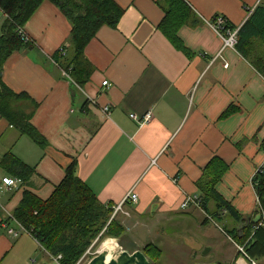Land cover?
I'll list each match as a JSON object with an SVG mask.
<instances>
[{
	"label": "crops",
	"instance_id": "obj_1",
	"mask_svg": "<svg viewBox=\"0 0 264 264\" xmlns=\"http://www.w3.org/2000/svg\"><path fill=\"white\" fill-rule=\"evenodd\" d=\"M113 1L123 13L84 47L92 72L83 85L52 59L61 46L70 49L71 25L48 0L23 26L30 45L4 61L2 80L28 96L17 105L32 113L46 144L0 115V157L11 151L34 168L28 184L0 191L3 207L13 213L23 190L47 199L75 163L77 177L102 204L114 206L136 192L138 200L124 209L138 218L124 221L142 231L129 245L137 250L163 239V225L204 214L180 203L199 195L196 183L216 157L227 166L216 191L243 216L251 214L257 203L252 175L264 158V79L234 46H223L214 22L223 16L238 28L261 0H185L189 18L176 31L179 44L158 27L164 0ZM4 21L0 9V36ZM147 112L151 118L142 123L130 117ZM4 175L0 170V180ZM3 217L0 209V264H58L28 232L13 236L17 224L6 225ZM188 253L192 262L196 253Z\"/></svg>",
	"mask_w": 264,
	"mask_h": 264
},
{
	"label": "trees",
	"instance_id": "obj_2",
	"mask_svg": "<svg viewBox=\"0 0 264 264\" xmlns=\"http://www.w3.org/2000/svg\"><path fill=\"white\" fill-rule=\"evenodd\" d=\"M44 0H0V9L5 14L2 35L0 36V115L6 118L19 132L29 136L39 146L44 147L45 138L31 124L32 113L20 110L18 103L28 99L24 93H17L2 80L1 71L4 61L16 47L30 45L18 34L28 19ZM66 16L71 25L70 49L61 46L52 59L78 85H83L92 72V67L83 56V49L97 30L104 24L115 26L123 9L113 0H48ZM164 17L159 28L175 44H179L176 31L189 18V6L185 0H164ZM225 19V18H224ZM225 20L222 33L233 29ZM261 43V50L254 44ZM182 49V45H180ZM234 47L247 57L264 76V0H261L241 26L238 27ZM70 50V51H68ZM226 111L225 113H227ZM227 166L214 157L203 170L197 181L199 207L205 214L204 221L227 218L237 222L236 227L225 226L223 231L234 237L237 255H242L250 264L264 263V170L252 176V185L257 197L256 206L251 214L243 216L229 201L215 189V184ZM0 170L9 176L19 177L21 186L28 184L34 168L25 164L12 154L5 152L0 157ZM75 163L66 169L62 181L47 199H41L29 190H23L22 198L13 211L27 232L37 240L52 256L61 255L60 264H76L100 231L102 235L120 237L123 228H116V215L112 217L113 204L100 203L76 173ZM196 206V205H195ZM247 217L250 218L247 222ZM226 223V220H224ZM245 224L243 225V223ZM110 237L105 240L109 241ZM241 241L238 244L235 241ZM114 240V239H112ZM94 246V245H93ZM241 247L243 251L239 249ZM140 250L150 264H160L162 250L155 243H146ZM128 251V250H127ZM132 250L131 252H133Z\"/></svg>",
	"mask_w": 264,
	"mask_h": 264
},
{
	"label": "rangeland",
	"instance_id": "obj_3",
	"mask_svg": "<svg viewBox=\"0 0 264 264\" xmlns=\"http://www.w3.org/2000/svg\"><path fill=\"white\" fill-rule=\"evenodd\" d=\"M260 45L261 43L259 42V44L256 43L253 46L258 48ZM211 216L213 219L205 222V214L199 212V214H194L188 219L180 220L173 227L163 225L162 228L166 229L163 230L165 231L163 239H160L156 243L162 250V255L159 259L160 264H220L223 262L241 264V261L245 262L242 255H237L238 247L234 244V237H229L223 231L225 226L230 228L232 226L236 227L239 224L232 220L227 222L226 217L218 221L215 216L212 214ZM129 217L133 220L138 218V216L133 217L132 210L128 211L127 209L117 214L116 219L118 221L115 222L116 228H123L120 237L102 235L103 232L100 231L90 245L92 246L91 251L98 252L105 245L113 244L116 246L117 251L120 249L132 251L133 247L129 245L134 244L135 238L142 239L143 237L141 236V230L125 228L124 218ZM133 220H131V223H133ZM224 220H226V223ZM173 229H177V232H172ZM107 237H110L109 241L105 240ZM235 241L241 244V241H238L237 238H235ZM205 248H209V251L206 253H204ZM192 249L196 253V256L192 262H189L188 256L190 254L188 252H191ZM94 255L85 257L81 264H85Z\"/></svg>",
	"mask_w": 264,
	"mask_h": 264
},
{
	"label": "built area",
	"instance_id": "obj_4",
	"mask_svg": "<svg viewBox=\"0 0 264 264\" xmlns=\"http://www.w3.org/2000/svg\"><path fill=\"white\" fill-rule=\"evenodd\" d=\"M224 25V20L221 16H217L215 18V22H214V28L216 29V31L218 32V34L221 36L222 40H223V46H228V47H233L234 44L236 43V33L233 29H227L226 31V35L223 36L221 34V27ZM18 34L20 35V37L24 40V41H31L30 37L24 32V29L19 27L18 29ZM65 73V72H64ZM67 76V74H65ZM264 79V76H263ZM102 85L107 86L108 85V81L107 80H103L102 81ZM130 117L134 118L135 120L139 121V122H145L147 120H149L151 118V113L147 112L143 115V117L138 118L137 116H135L134 114H131ZM264 170V158L263 161L261 162V164L256 168L255 172L253 173L252 176L256 175L257 173L263 172ZM1 185H0V191H4V190H11L13 188H16L18 185L21 184V179L19 177L16 176H9V175H4L1 177ZM138 200V196L136 194V192H134L133 190L129 191L125 198L118 204L113 206V213H112V217H114L115 215L119 214L120 212H124V207L126 204L128 203H135ZM190 205H199L198 202V198L196 195H186L184 197V199L181 201L180 203V207L183 208H187ZM0 209H2L5 212V217L4 220L2 221L4 224L8 225V222H14L17 224V229H10V232L12 233L13 236H17L20 234V232H27V230L24 228V226L22 225V223H20V221L14 216V214L10 211L5 210V208L3 207L1 201H0ZM10 224V223H9ZM239 249L241 251H243V249L241 247H239ZM96 254V251L93 252L91 251V247H88L87 250L84 252V254L80 257V259L76 262V264H80L81 261H84V257L85 256H89V255H94ZM56 257V260L58 262V264H60L59 259L61 257L60 254H58ZM246 264H248L247 262H245ZM250 264H255L254 261H252Z\"/></svg>",
	"mask_w": 264,
	"mask_h": 264
},
{
	"label": "water",
	"instance_id": "obj_5",
	"mask_svg": "<svg viewBox=\"0 0 264 264\" xmlns=\"http://www.w3.org/2000/svg\"><path fill=\"white\" fill-rule=\"evenodd\" d=\"M250 218L247 217V222ZM209 248H205L204 253L208 252ZM85 264H150L148 258L137 249L129 252L126 249H120L109 256L108 249H100L97 254L91 257ZM220 264H230L223 262Z\"/></svg>",
	"mask_w": 264,
	"mask_h": 264
},
{
	"label": "bare ground",
	"instance_id": "obj_6",
	"mask_svg": "<svg viewBox=\"0 0 264 264\" xmlns=\"http://www.w3.org/2000/svg\"><path fill=\"white\" fill-rule=\"evenodd\" d=\"M250 13V12H249ZM248 15V14H247ZM222 18H223V20H224V24H225V19H224V17L223 16H221ZM233 30L235 31V33H236V36H237V31H238V28H233ZM221 34L223 35V36H225L226 34H224V33H222V31H221ZM21 183H22V181H21ZM21 187V184L20 185H18L17 187ZM16 187V188H17ZM13 189H15V188H13ZM12 190V189H11ZM8 191V190H7ZM91 248H92V246H90ZM104 248L105 249H108V251H109V256L110 255H112L114 252H116L117 251V248H116V246L113 244V245H105L104 246ZM97 252V251H96ZM92 256V255H91ZM55 257V256H54ZM85 257H87V256H85ZM84 257V258H85ZM245 262H243V261H241V264H244Z\"/></svg>",
	"mask_w": 264,
	"mask_h": 264
},
{
	"label": "flooded vegetation",
	"instance_id": "obj_7",
	"mask_svg": "<svg viewBox=\"0 0 264 264\" xmlns=\"http://www.w3.org/2000/svg\"><path fill=\"white\" fill-rule=\"evenodd\" d=\"M245 224V222L243 223V225Z\"/></svg>",
	"mask_w": 264,
	"mask_h": 264
}]
</instances>
